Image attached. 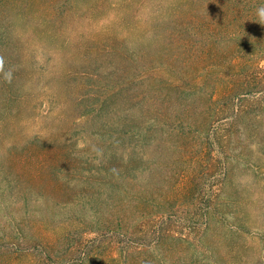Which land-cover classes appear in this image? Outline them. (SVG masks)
I'll return each mask as SVG.
<instances>
[{"label": "rangeland", "instance_id": "obj_1", "mask_svg": "<svg viewBox=\"0 0 264 264\" xmlns=\"http://www.w3.org/2000/svg\"><path fill=\"white\" fill-rule=\"evenodd\" d=\"M262 5L0 0V264H264Z\"/></svg>", "mask_w": 264, "mask_h": 264}, {"label": "clouds", "instance_id": "obj_2", "mask_svg": "<svg viewBox=\"0 0 264 264\" xmlns=\"http://www.w3.org/2000/svg\"><path fill=\"white\" fill-rule=\"evenodd\" d=\"M257 21L259 24L264 25V5L259 6L256 10Z\"/></svg>", "mask_w": 264, "mask_h": 264}, {"label": "trees", "instance_id": "obj_3", "mask_svg": "<svg viewBox=\"0 0 264 264\" xmlns=\"http://www.w3.org/2000/svg\"><path fill=\"white\" fill-rule=\"evenodd\" d=\"M182 85H183V78L181 76H179L178 81L175 82V83L170 84V87L173 86L175 89H178V90H182L183 89V91H184V88H182ZM92 240H97V238L96 239L94 238Z\"/></svg>", "mask_w": 264, "mask_h": 264}]
</instances>
